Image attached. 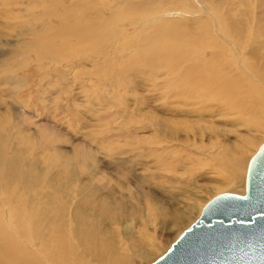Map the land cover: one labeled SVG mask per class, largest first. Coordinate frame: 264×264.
<instances>
[{
    "label": "bare ground",
    "instance_id": "obj_1",
    "mask_svg": "<svg viewBox=\"0 0 264 264\" xmlns=\"http://www.w3.org/2000/svg\"><path fill=\"white\" fill-rule=\"evenodd\" d=\"M24 11L26 16L14 27L20 28L14 41L18 42L17 51L1 62L0 70L9 61L28 60L30 54L34 61L49 66L72 62L77 66L75 75L83 72L79 67L90 64L92 69L112 77L111 83L98 84L97 80L92 84L109 90L119 77L140 78L145 73L143 63L152 71L157 65L160 72L155 73L172 77L160 67L169 65L177 73L170 83V99L178 104H172V108L163 105L162 112L159 108L143 107L145 104L137 100L139 107L130 122L135 129L120 138L127 136L139 144L132 151L124 150L125 147L119 150L126 159L107 154L106 163L97 160L90 145L89 151L82 145L79 158H85L89 166V174L83 180L75 163L71 170L66 167L54 172L49 182L51 191L46 190L44 184L48 182L42 177L48 170L39 168L38 177L31 172L8 182L0 169V264H135V259H145L148 254L138 250L144 232L136 238V245L131 238L120 241L109 230L101 229L106 221H118L102 200L130 198L119 194L120 189L116 190L113 183L123 189L120 181L130 174L137 185H148L149 162L140 163L143 176H134L140 159L176 152L174 161L170 160L174 163L157 167L166 174L176 173V164L181 163L182 157L178 149L183 147L188 157L197 159L198 168L202 165L199 169L181 167L184 175L196 170L203 178L209 171V176L224 177L225 184L216 180L218 186L231 185V181L236 185L243 183L248 143L257 139L251 132L264 133V0H38ZM176 12L187 17L177 22L166 19ZM57 77L63 78L62 74ZM152 83L148 93L165 91L164 86ZM141 85L134 88L135 83H131L124 90L141 94ZM215 119L227 120L228 129L217 127ZM18 121L29 122L25 116L20 120L16 117L8 132L1 130V140L10 137L15 146L13 136H18L29 143L30 126L20 131ZM240 127H246L247 134L239 133ZM141 131L151 132L144 138L148 142L143 143L138 137ZM21 144L17 142V149H21ZM15 150L11 148L10 153ZM57 154L67 157L62 150ZM206 158L213 165L201 164ZM100 164L111 173L106 175ZM49 165L47 168L51 169L53 166ZM113 174L121 180L114 182ZM162 179L175 181L169 176ZM97 191L101 193L99 198ZM132 197L138 199L133 192L129 201H133ZM171 215L173 227L183 222L180 213Z\"/></svg>",
    "mask_w": 264,
    "mask_h": 264
},
{
    "label": "rangeland",
    "instance_id": "obj_2",
    "mask_svg": "<svg viewBox=\"0 0 264 264\" xmlns=\"http://www.w3.org/2000/svg\"><path fill=\"white\" fill-rule=\"evenodd\" d=\"M37 1L0 0V64L17 51L16 45L18 42L14 41L16 40V34L20 32V28L14 29V27L20 24V18L26 16L24 10ZM170 15H167L169 18H166L165 15L164 17L175 22L187 17L183 12H176V14ZM15 17H18V19H15ZM30 56L32 57L28 58V60L26 58L9 61L6 63L7 67L0 70V123L9 125V128L0 125V132L1 130L3 133L8 132L12 126L11 124L15 123L16 117L20 120L21 116H25L29 122L22 124L18 121L21 125L20 131L24 130L28 125L30 126L29 133L32 135L29 138L30 141L28 140V144L24 143L20 137L13 136V140L16 142L14 146L10 137L1 140L3 133L0 134V169L8 182H12L20 176L23 178L24 174L31 172L35 173L32 176L38 177L40 168L43 171L48 170L46 176L42 177L44 181L48 182L44 184L46 190L51 191L53 188L49 182H51L50 179L54 172L66 167V169L71 170V165L74 163L78 166L76 172L82 174L79 175V178L83 180L89 174L86 168L89 166H86L85 158H79L80 152H82V145L86 146L87 151L96 152L97 160L106 163L109 162L107 161V154L112 155L114 158L126 159L125 156L119 155V150L125 147L124 150L132 151L139 144L135 140L131 141L128 139L126 135L125 138H120L130 132V130L135 129L130 122L133 115L136 114L135 110L139 107L137 100L142 105L145 104L143 107L159 108L162 112H164L163 105L168 104L166 106L172 108V104H178L175 99H170V91L173 90L170 83L177 73L169 65L160 64V67L172 73L174 75L172 77H164L163 73H155L160 72L157 65L154 66L152 71V67L148 69L147 65L143 63L141 67L145 69V73L140 78L134 77L129 80L128 78L119 77L115 79L112 89L103 90L98 84L110 82L112 77L104 74L103 71L92 69L90 64L79 67L83 69V72L75 75L77 66H73L72 62L69 64L66 61L62 64H65V66L58 65L56 67L53 64L49 66L36 62L33 60V54H30ZM79 59L81 60V57ZM71 64L72 67H70ZM17 67H19V70ZM61 74L63 78H58L57 76ZM97 80L99 82L97 86H94L92 82H97ZM152 82L164 86L165 91L162 93L158 91L148 93V88L153 85ZM131 83H135L134 88H136V84H142L139 86L141 94L134 95L124 90H128V86H131ZM68 86L70 87L68 88ZM123 92L126 94L124 95ZM66 104L69 105L68 111L66 110ZM232 119L237 120L235 116ZM213 121L217 127L224 130L228 129L225 123L227 120L215 119ZM191 128L192 126L189 127V129ZM238 131L242 134L243 132L246 134L248 132L246 127H240ZM150 133L141 131L138 137L141 138L143 143H146L148 141L144 140V138ZM251 134H255L257 139L249 141L247 138H239L240 141L243 139L249 141V150H247L245 156L247 163L244 171V181L240 185H236L231 181V185L227 183V185L218 186L216 180L224 183V177L209 176V171L203 177L204 179L199 174H196V170L192 172L193 174L184 175L180 169L181 167L187 165L198 168L199 162L196 158L188 157L183 147L181 150L178 149V151H181L182 157L180 159L181 163L176 164L178 165L176 173L166 174L157 169L159 166H164L166 162L169 163L171 159L174 161L177 155L176 152L158 155V158L147 157L139 160V164L141 163L142 165L145 162L150 163L151 170L149 169L146 172L149 181L147 186L137 185V180L130 174H127L128 182L127 178L123 179L126 181L124 182L113 174V181L121 180L120 182L124 184L123 187L127 189H121L113 183L112 186L116 190L120 189L119 194L124 193L125 196H130L131 198L133 192V195L135 194L138 199L132 197L133 201H129L130 198H126L123 201L102 200V205L106 207L109 214L117 217L118 221L112 223L106 221L105 225L101 226V229L109 230L120 241H124L125 238H131L136 245L139 244H137L136 238H140L142 232H144L145 234L143 233L144 235L141 236L142 244L138 250L145 254L147 253L148 255L146 256L149 259L147 257L145 258L146 260L137 258L135 259V264L154 263L170 249L171 245L186 229L196 222L200 212L214 197L222 193L245 194L246 176L250 160L264 144V133L251 132ZM236 136L237 134L234 135L235 138ZM234 137L230 139L234 141ZM103 141H108L109 143H103ZM17 142L22 143L20 145L21 149H17ZM126 144H131L134 147H129ZM13 147L16 148V152L10 153ZM164 147L167 148V145L165 144ZM60 150L66 154V158L58 156L59 154L57 153ZM173 161L171 162L174 163ZM9 162L11 164L5 165V163ZM26 163H34V165L28 168L25 166ZM203 163L213 165V161L208 158L201 164ZM49 164L53 166L51 169L47 168ZM141 164L136 167L135 175L133 174L136 177L144 174ZM100 167L106 171V175L108 172L111 173L102 164H100ZM22 169L24 171L21 175ZM165 176H169L171 180L175 181L172 183L165 182L162 179ZM78 188L79 186L75 189ZM100 195L101 193L97 191L98 198ZM171 212L180 213L183 216L184 219L180 225L173 227L174 219ZM162 222L165 225H161ZM145 240L150 244H145L147 243Z\"/></svg>",
    "mask_w": 264,
    "mask_h": 264
},
{
    "label": "water",
    "instance_id": "obj_3",
    "mask_svg": "<svg viewBox=\"0 0 264 264\" xmlns=\"http://www.w3.org/2000/svg\"><path fill=\"white\" fill-rule=\"evenodd\" d=\"M152 264H264V144L250 160L245 194L214 197Z\"/></svg>",
    "mask_w": 264,
    "mask_h": 264
}]
</instances>
